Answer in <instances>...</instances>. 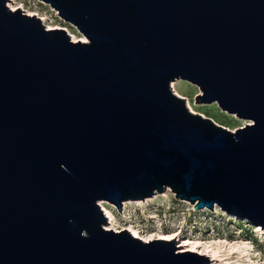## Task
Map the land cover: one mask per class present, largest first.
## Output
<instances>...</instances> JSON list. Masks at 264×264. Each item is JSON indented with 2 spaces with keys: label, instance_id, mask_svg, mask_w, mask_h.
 <instances>
[{
  "label": "water",
  "instance_id": "1",
  "mask_svg": "<svg viewBox=\"0 0 264 264\" xmlns=\"http://www.w3.org/2000/svg\"><path fill=\"white\" fill-rule=\"evenodd\" d=\"M41 1L87 41L0 0V264L209 263L108 228L167 190L264 228V0Z\"/></svg>",
  "mask_w": 264,
  "mask_h": 264
},
{
  "label": "rangeland",
  "instance_id": "2",
  "mask_svg": "<svg viewBox=\"0 0 264 264\" xmlns=\"http://www.w3.org/2000/svg\"><path fill=\"white\" fill-rule=\"evenodd\" d=\"M16 2L22 6L21 9L25 13H35L39 17L46 18L43 22L48 28H64L76 39L84 38L75 25L64 21L58 11L48 3L41 0H16ZM174 83L178 94L186 98L187 103L190 102L195 113L209 117L232 131L251 123L222 110L218 103L198 104L196 97L201 91L192 82L180 79L172 82V86ZM146 200H138L144 201L142 205L137 204L136 201H125L121 212L115 204L107 200H102L100 203L104 202V205L114 213L120 227L131 225L145 235L144 237L175 235L173 239L177 242L178 252L184 251L182 245L185 243L196 241L206 243L209 246L207 254L194 251L208 257L210 262L206 264H250L251 261V264H264L262 225L256 226L248 218L228 213L219 206H215L213 210L208 208L195 210L193 204L176 199L175 194L170 190ZM185 251L191 250L186 248Z\"/></svg>",
  "mask_w": 264,
  "mask_h": 264
},
{
  "label": "bare ground",
  "instance_id": "3",
  "mask_svg": "<svg viewBox=\"0 0 264 264\" xmlns=\"http://www.w3.org/2000/svg\"><path fill=\"white\" fill-rule=\"evenodd\" d=\"M10 7L13 9V10H17V9H21L22 8V6H20L17 2H16V0H11V2H10ZM29 14L30 15H37L38 16V14H35V13H30L29 12ZM43 21H45L46 20V18H44V17H40ZM50 29H55L54 27L53 28H50ZM72 38H73V40L74 41H77V40H81V41H87V39H86V37L84 36V38H82V39H76L75 38V36L74 35H72ZM179 81V80H178ZM175 84L176 83H174L173 84V87H174V89H175V91L177 92V93H179L178 92V90L176 89V86H175ZM188 105H189V107H190V109L193 111V112H196L193 108H192V106H191V104H190V102H188ZM166 196V195H165ZM155 199H156V197H155ZM148 200H150V199H148ZM147 201V200H146ZM152 201V200H151ZM144 201H136V203L137 204H141L142 205V203H143ZM101 204V206H102V208H103V210L105 211V213H106V215H107V217H108V219H109V225H108V228H110V229H114V230H116V231H120V230H128V231H130L135 237H137V238H140V239H142L143 241H145V242H150V241H152V240H155V239H165V240H172L174 237H175V235L174 236H169V237H167V236H164V235H160V236H157V237H154V236H150V237H144L145 235H142L141 233H140V231L138 230V229H136V228H134L133 226H124V227H120V226H118V219H117V217L114 215V213L106 206V205H104V202H101L100 203ZM106 204V203H105ZM139 206V205H138ZM202 241H200V242H193V243H185V244H183L182 246H183V248H182V250H186V248H188L189 250H191V251H197V252H200V253H203V254H207V252H209V249H208V245L206 244V243H201ZM189 244H191L190 246H189ZM202 248V250L200 251V249ZM237 249H235V251H236ZM183 251V252H184ZM233 251V250H232ZM251 261V259L249 260V262ZM251 263H252V261H251ZM250 263V264H251ZM234 264V263H233ZM255 264V263H254Z\"/></svg>",
  "mask_w": 264,
  "mask_h": 264
}]
</instances>
